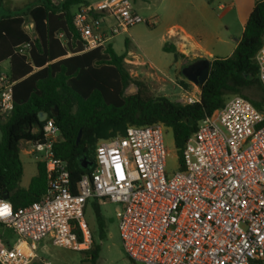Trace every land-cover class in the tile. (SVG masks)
<instances>
[{"label": "built area", "instance_id": "1", "mask_svg": "<svg viewBox=\"0 0 264 264\" xmlns=\"http://www.w3.org/2000/svg\"><path fill=\"white\" fill-rule=\"evenodd\" d=\"M143 21L132 0L81 4L72 17L82 51L104 48ZM32 26L23 23L26 31ZM56 36L65 42L63 33ZM30 49V42L24 43L16 52L30 62ZM255 61L264 89V33ZM13 84L0 65L5 117L13 108ZM198 100L199 88L191 94L183 90L181 103ZM166 127L161 122L128 125L123 135L99 139L92 170L82 174L72 192L66 162L53 150L60 131L53 118H46L42 141L30 145V154L50 174L48 189L17 209L0 199V222L26 245L1 247L0 264H30L38 259L42 240L89 249L92 231L85 209L94 198L118 204L117 228L131 264H264V112L243 96L229 97L199 120L183 145L181 167L170 175Z\"/></svg>", "mask_w": 264, "mask_h": 264}, {"label": "trees", "instance_id": "2", "mask_svg": "<svg viewBox=\"0 0 264 264\" xmlns=\"http://www.w3.org/2000/svg\"><path fill=\"white\" fill-rule=\"evenodd\" d=\"M87 3L31 0L0 18V63L8 60V74L14 81L11 113L8 117L0 114V199L6 196L13 209L37 201L48 189L50 174L41 162L36 163L37 172L29 185H20L21 143L42 141L40 112H47V118H53L60 131L62 139L53 150L66 162L72 192L82 174L94 166L97 141L123 135L128 125L161 122L169 127L181 167L183 145L199 120L213 114L229 97L243 96L264 112V89L255 61L264 33V0L254 3L232 54L210 61L208 77L198 85L199 100L193 103L151 95L144 81L130 75L125 54H117L111 43L82 51L72 17L75 7ZM26 15L33 23L31 33L23 27ZM58 33H63L64 43L57 38ZM29 42L31 61L27 62L16 50ZM162 48L174 57L182 55L169 41ZM131 83L136 90L127 94ZM249 90L259 92V99L248 97L245 92ZM54 106L58 114L52 117ZM88 205L94 214L97 237L104 240L108 220L97 199L89 200ZM99 251L100 244L93 240L90 249L81 252L88 255L86 261L96 264ZM30 264L45 262L35 259Z\"/></svg>", "mask_w": 264, "mask_h": 264}, {"label": "rangeland", "instance_id": "3", "mask_svg": "<svg viewBox=\"0 0 264 264\" xmlns=\"http://www.w3.org/2000/svg\"><path fill=\"white\" fill-rule=\"evenodd\" d=\"M29 1L31 0H2L0 17L14 11L15 8H21ZM87 1L94 2L97 0ZM207 3H210L211 8H213L214 15L220 13L221 7L218 5V0H133L135 10L145 21L129 27L127 32L114 36L111 39V44L117 54H125L124 63L130 75L144 81L151 95L166 96L174 102L181 103L183 90H187L191 94L199 88L198 85L194 86L193 82L188 81L182 75L181 66L187 65L197 58H206L211 61L215 57L225 55L227 50L225 46H217L212 51L214 48L209 45L211 39L207 31L212 30L211 26H214V21L211 20H216V17L209 18L203 13L202 7ZM180 28L192 34L203 49H200L199 52L191 50L185 55L184 48L189 49V46L180 33ZM165 41L173 43L182 55L174 57L172 53L164 51L162 46ZM205 50L211 52V55ZM183 85H186L187 88L185 89ZM134 90L136 87L131 83L126 88V93L130 94ZM245 94L256 100L260 96L259 92L253 90L246 91ZM163 139L167 151L166 171L170 175L180 166L178 153L173 143L172 131L169 127L164 128ZM29 147L26 142L21 146L22 150L27 151ZM21 158L24 162V174L21 181L26 184L27 180L35 173V164L28 165L26 156L23 154H21ZM100 205L104 217L108 220V231L104 240L97 237L95 218L90 206L87 205L85 209L86 222L93 232L92 241L100 244L96 264H131L122 247L117 228L115 213L118 204L106 202ZM0 232L10 241H15L18 238L8 226L0 225ZM19 248L25 249L24 246ZM37 253L38 259L49 264H90L89 261H86L87 254L56 246L47 240H42L37 244Z\"/></svg>", "mask_w": 264, "mask_h": 264}, {"label": "crops", "instance_id": "4", "mask_svg": "<svg viewBox=\"0 0 264 264\" xmlns=\"http://www.w3.org/2000/svg\"><path fill=\"white\" fill-rule=\"evenodd\" d=\"M53 1H55V0H53ZM85 1H87V0H85ZM256 1L257 0H218V3H219L218 5H219V7H221V11L217 15L213 14V8H211L210 3H207L206 5H204V7H202L203 13L205 15L209 16V18L216 17V20H213V19L211 20V21H214L213 22L214 26H211L212 30L207 31V33L211 39V42L209 43V45L212 46V48H214L212 51H214L217 46L218 47L219 46H225L227 50H226V53L223 57H227V56L232 54V52L234 51V49L237 45L239 38L241 37V34L244 30L246 21L248 19V16H249V14H250L253 6H254V3ZM1 2H2V0H1ZM87 2L92 3L89 1H87ZM26 4H24V5H26ZM24 5L22 7H24ZM15 9H17V8H15ZM75 10H76V7H75ZM14 11H12V12H14ZM12 12L6 13L4 15L11 14ZM4 15H2V16H4ZM24 23H26L27 25L32 23L28 19L27 15L24 16ZM32 25H33V23H32ZM216 27H217V29H215ZM180 31H181L180 33L182 34L184 39L187 41L186 44L189 46V49L184 48V54L185 55H187L191 50L192 51L196 50L197 52H199L200 49H203L202 45L193 38L192 34L185 32L182 28H180ZM28 32L31 33V30ZM205 52H207L209 55H211V52H208L207 50H205ZM68 55H70V54H68ZM0 65H1V67L7 68V69L9 68L8 60L3 61L2 63H0ZM134 92H135V90L132 91V93H134ZM23 143L24 142L21 143V146ZM28 144H29V146L31 145L30 143H28ZM21 154L26 156V163L28 165H30L31 163L35 164V173L30 177V179L27 180L26 184H23L21 181L23 174H24V162L21 158ZM20 160H21L22 167H23V174H22V177L20 180V185L22 187H27L29 185L31 178L37 172V170H36L37 161L30 154V147H29L28 151L24 150V149L22 150V148L20 149ZM0 225L6 226L5 224H3L1 222H0ZM0 233H1L0 234V248L3 246H8V247L24 246L26 248L25 243L20 242L19 238H17V240H15V241H10L2 234V232H0ZM45 264H47V263L45 262Z\"/></svg>", "mask_w": 264, "mask_h": 264}, {"label": "water", "instance_id": "5", "mask_svg": "<svg viewBox=\"0 0 264 264\" xmlns=\"http://www.w3.org/2000/svg\"><path fill=\"white\" fill-rule=\"evenodd\" d=\"M210 68V61L206 58L200 59L190 65H187L182 68V75L190 82H193L195 85H201L208 77ZM52 117L57 116L58 109L56 106L52 107L50 110ZM47 112H40L38 114L39 122H43L47 118ZM6 199V196L4 197Z\"/></svg>", "mask_w": 264, "mask_h": 264}, {"label": "flooded vegetation", "instance_id": "6", "mask_svg": "<svg viewBox=\"0 0 264 264\" xmlns=\"http://www.w3.org/2000/svg\"><path fill=\"white\" fill-rule=\"evenodd\" d=\"M200 59H203V58H197V59H194L193 61H191V62H190L189 64H187V65H190V64H192V63H194V62H196V61H198V60H200ZM187 65H182L181 68H180V71L182 70L183 67H185V66H187Z\"/></svg>", "mask_w": 264, "mask_h": 264}, {"label": "snow or ice", "instance_id": "7", "mask_svg": "<svg viewBox=\"0 0 264 264\" xmlns=\"http://www.w3.org/2000/svg\"><path fill=\"white\" fill-rule=\"evenodd\" d=\"M0 214H2V213H0Z\"/></svg>", "mask_w": 264, "mask_h": 264}]
</instances>
